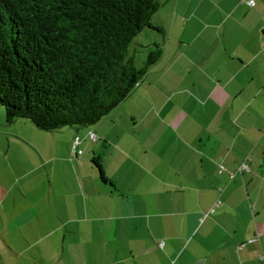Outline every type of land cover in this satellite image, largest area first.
Wrapping results in <instances>:
<instances>
[{"label":"crops","instance_id":"obj_1","mask_svg":"<svg viewBox=\"0 0 264 264\" xmlns=\"http://www.w3.org/2000/svg\"><path fill=\"white\" fill-rule=\"evenodd\" d=\"M159 2L150 46L163 53L145 84L93 127L51 134L50 154L39 148L51 231L34 263L264 264V0ZM80 134L93 143L80 137L77 159ZM96 152L109 181L90 166Z\"/></svg>","mask_w":264,"mask_h":264},{"label":"trees","instance_id":"obj_2","mask_svg":"<svg viewBox=\"0 0 264 264\" xmlns=\"http://www.w3.org/2000/svg\"><path fill=\"white\" fill-rule=\"evenodd\" d=\"M159 0H0V104L7 121L38 128L92 126L127 98L145 67L128 50L152 23ZM104 181L101 156L92 159Z\"/></svg>","mask_w":264,"mask_h":264},{"label":"rangeland","instance_id":"obj_3","mask_svg":"<svg viewBox=\"0 0 264 264\" xmlns=\"http://www.w3.org/2000/svg\"><path fill=\"white\" fill-rule=\"evenodd\" d=\"M150 33H153L151 29L144 28L129 46L128 54L134 57L138 68L145 67L149 52L155 48L150 46L153 44ZM146 77L139 83L140 86L145 84ZM136 103L137 99L132 97L121 107H133ZM93 126L45 130L25 118L9 123L5 108L0 104V264H19L18 261L38 264L32 260L33 251L44 246L48 240L46 238L38 243L40 236L51 231V205L48 203L51 200V178L43 168H36L40 159L39 148L48 155L51 153V134L61 133L64 137L68 136L69 130L84 131ZM129 135L132 142L143 136L140 129L139 133ZM79 136L84 139L82 134ZM86 141L92 142L83 140V149ZM99 145L102 150L108 148L105 142L101 141ZM98 152L91 153L89 157L94 170L98 168L92 159L101 156ZM49 246L51 248V243Z\"/></svg>","mask_w":264,"mask_h":264},{"label":"built area","instance_id":"obj_4","mask_svg":"<svg viewBox=\"0 0 264 264\" xmlns=\"http://www.w3.org/2000/svg\"><path fill=\"white\" fill-rule=\"evenodd\" d=\"M240 3L248 5L250 7H253L255 5V0H240ZM90 135H91V138L93 140L96 139V136L94 133L91 132ZM80 144H81V138H80V136H76L74 139V143H73L72 155L74 158H77V159H78V156L80 154H82V152H83V150L80 147ZM79 164L81 166V161H79ZM248 169H249V164L246 161H244L237 167V169L229 172V177L231 179H234L238 174L243 173L244 171H246ZM224 170H225V167L220 165V171H224ZM221 203H222V201L218 200L214 204V206L209 210V212L207 214L213 213L215 211L216 207H219L221 205ZM207 214H205V215H207ZM203 219H204V217H201V220H203ZM162 244H163V242H160L161 246H162Z\"/></svg>","mask_w":264,"mask_h":264}]
</instances>
